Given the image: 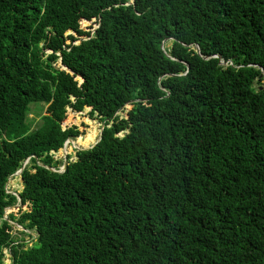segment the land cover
Wrapping results in <instances>:
<instances>
[{
    "label": "trees",
    "instance_id": "obj_1",
    "mask_svg": "<svg viewBox=\"0 0 264 264\" xmlns=\"http://www.w3.org/2000/svg\"><path fill=\"white\" fill-rule=\"evenodd\" d=\"M262 73L264 0H0V264H264Z\"/></svg>",
    "mask_w": 264,
    "mask_h": 264
},
{
    "label": "rangeland",
    "instance_id": "obj_2",
    "mask_svg": "<svg viewBox=\"0 0 264 264\" xmlns=\"http://www.w3.org/2000/svg\"><path fill=\"white\" fill-rule=\"evenodd\" d=\"M81 29L85 30V31H93L94 27L96 26V23L93 20L91 21H86V22H81ZM73 34L75 37L81 39V36H78L76 33H71ZM67 43L69 42V40L66 41ZM78 42V41H76ZM131 108L130 105L125 106L118 115H120L121 117H126V112ZM29 109H30V113H29V123L31 125V129L35 130L37 128H39L42 124V119L41 117L43 115H45V106H43L40 103H31L29 105ZM88 113H89V109H84L81 113H75V112H71L70 109H67V119L66 122H64L62 124V128L64 127H71V126H76L77 129L80 132V135H78L76 138L78 137H85L86 134L90 133V132H95V138L93 140L92 143H90L88 146L84 147L87 148L89 146H92L95 144L96 141L99 140L100 138V134H101V125H102V121L100 119H89L88 117ZM85 120H89L91 123H86ZM70 139V142L65 144L64 146V151H65V158L67 160H73V145L75 143V139ZM75 147H77V149H83L81 147H78L75 145ZM53 158L57 161V162H62V151L59 149L58 151H56L55 154H52ZM22 188V183H21V179L19 176L14 177L13 179H11L8 183V187H7V191L8 192H16L18 193ZM9 211V210H8ZM16 235V234H15ZM17 237L23 239L25 242L30 243L34 238H35V233L33 231L30 230H26L25 233H18L16 235ZM5 259L6 262L8 264H11L10 261V255L8 253V250L6 248L5 250Z\"/></svg>",
    "mask_w": 264,
    "mask_h": 264
},
{
    "label": "water",
    "instance_id": "obj_3",
    "mask_svg": "<svg viewBox=\"0 0 264 264\" xmlns=\"http://www.w3.org/2000/svg\"><path fill=\"white\" fill-rule=\"evenodd\" d=\"M93 30H94V29H93ZM66 33H67V34H68V33H72V31L69 30V31H67ZM197 52L199 53V49H198V48H197ZM216 58L220 60L219 57H216ZM204 59H207V58H204ZM220 65L225 66L226 64H225L224 62L220 61ZM59 68L64 69V70H67V68H66L65 66H63L61 62H60ZM67 71H68V70H67ZM68 72H69V71H68ZM261 76H264V73H262ZM75 79L78 80V81H80V83L83 82V80H82L80 77H76ZM88 109L90 110V108H88ZM71 112H72V110H71ZM80 113H81V112H80ZM101 127H102V128H101L100 138H99L98 141L95 142L94 145L89 146V147H87V148H83V149L73 148L74 153H75V151L87 150V149L93 148L96 144H98V143L102 140V132H103V130H104V128H105V123H104V122L102 123ZM69 142H70V139L65 140L64 143L62 144V147L60 148V150L62 151V155H63L62 158H63V159H62V165H61V167L59 168V171L57 172L58 174L62 173V172L64 171L65 167H66L67 161H66V158H65L66 155H65V151H64V146H65V144H67V143H69ZM28 162H29V160H27V161L24 163V165L21 167L20 170H18V171L15 172L13 175H11V176L8 178V180H7L6 184H5L6 192L15 195L16 198H17V200H18V203L15 204V205H12V206H10V207H8V208H6V209H4V212H3V218H4V219H7V218H6V212H7L8 210L14 209V208H16L17 206H20V205H21V200H20L19 195H18L17 193H15V192H8V191H7L8 183H9V181H10L11 179H13V178L16 177V176H19V177H20V175H21L23 169H24L25 166L28 164ZM71 162L74 163L75 160L73 159ZM38 165H39V164H38ZM39 166L42 167V168H45L47 171H49V172H51V173H54V172H55V171L52 170V169H49V168H47V167H43L42 165H39ZM21 189H22V188H21ZM11 223L14 224L16 227L21 228L20 225L14 223V222H11ZM5 264H8V263L6 262V259H5Z\"/></svg>",
    "mask_w": 264,
    "mask_h": 264
}]
</instances>
